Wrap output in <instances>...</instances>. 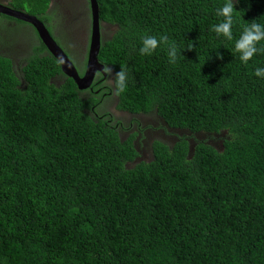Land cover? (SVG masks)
I'll return each instance as SVG.
<instances>
[{
	"label": "trees",
	"instance_id": "1",
	"mask_svg": "<svg viewBox=\"0 0 264 264\" xmlns=\"http://www.w3.org/2000/svg\"><path fill=\"white\" fill-rule=\"evenodd\" d=\"M50 1L11 4L51 33ZM225 2L98 0L116 26L98 55L113 75L89 88L41 37L23 68L0 49V264H264V51L245 64L234 50L264 25V0H233L232 40L212 30ZM146 35L174 42L175 63L164 44L141 55ZM112 94L172 140L145 147L107 119Z\"/></svg>",
	"mask_w": 264,
	"mask_h": 264
},
{
	"label": "flooded vegetation",
	"instance_id": "2",
	"mask_svg": "<svg viewBox=\"0 0 264 264\" xmlns=\"http://www.w3.org/2000/svg\"><path fill=\"white\" fill-rule=\"evenodd\" d=\"M0 3L15 10H22L30 13L24 8L20 9L14 4H11V0H0ZM46 12L52 16V21L47 22L48 25L54 28V30L51 31V35L57 41L58 45L68 53L71 60L72 57H75L72 62L75 63L78 70L83 71L84 69L85 72L92 44L94 25L91 0H51ZM1 14L8 17H3V19L0 18V20L3 21H0V49H4L6 52L11 51L12 55L9 56L15 60V64L17 63L20 68H23L27 65L28 58L34 53L35 47L42 42V38L40 39L41 36L38 29L31 22L5 13ZM98 21L100 25L101 43H104L111 38L116 26L100 19V15ZM48 50L49 48L47 47L45 52L47 53ZM102 73L103 71L99 70L95 73L94 79L99 77ZM104 75L106 74L104 73ZM91 84L88 88L91 87ZM116 98L117 96L112 94V98L102 99L104 103L103 108L108 111V119L110 121L116 123L120 118L121 121L129 122L132 126L129 125L126 132L128 134L137 133L139 138H143L145 147L149 141L159 135H163V138L172 140V136H165L164 130L157 128L158 120L153 110L146 113L128 114L125 110L118 108ZM158 119L160 120L159 116ZM200 137L204 138L206 135L200 134ZM144 152L148 153L150 149H143V153Z\"/></svg>",
	"mask_w": 264,
	"mask_h": 264
},
{
	"label": "clouds",
	"instance_id": "3",
	"mask_svg": "<svg viewBox=\"0 0 264 264\" xmlns=\"http://www.w3.org/2000/svg\"><path fill=\"white\" fill-rule=\"evenodd\" d=\"M234 7L233 0H226L225 4L221 8L217 9V15L224 17L223 21L219 24L213 25L212 27V30L217 35H223L228 40L233 39L232 13ZM262 40H264V25L253 21L243 27L240 38L235 42L234 49L235 52L240 54L239 58L243 63L247 64V62L253 57L255 53H257V51H264V49H258L256 47V45ZM142 44L143 46L140 49L141 55H150L160 44L169 46L168 55L170 62L175 63L177 48L175 43L170 42L167 36H161L158 40L155 36L146 35L142 39ZM102 71L110 77L113 75V70L110 66L105 65ZM254 74L256 76H264V68H257ZM126 87V73L123 69H121L115 73V95H120L126 90ZM105 112L108 113L106 109Z\"/></svg>",
	"mask_w": 264,
	"mask_h": 264
},
{
	"label": "water",
	"instance_id": "4",
	"mask_svg": "<svg viewBox=\"0 0 264 264\" xmlns=\"http://www.w3.org/2000/svg\"><path fill=\"white\" fill-rule=\"evenodd\" d=\"M93 14H94V25H93V36L92 44L88 55V63L86 70L83 75L80 74L75 63L72 62L67 52H65L51 35L49 29L43 21H41L37 16L24 12L22 10H15L11 7L3 5L0 3V12L7 15L15 16L17 18L23 19L25 21L31 22L36 26L38 32L44 41V43L49 48L50 52L61 62L62 70L68 76L74 78L80 88L88 87L94 77L95 73L99 70L102 71L104 68L103 63L100 62L98 55L101 48V38H100V25H99V3L98 0H91Z\"/></svg>",
	"mask_w": 264,
	"mask_h": 264
},
{
	"label": "rangeland",
	"instance_id": "5",
	"mask_svg": "<svg viewBox=\"0 0 264 264\" xmlns=\"http://www.w3.org/2000/svg\"><path fill=\"white\" fill-rule=\"evenodd\" d=\"M148 126V125H147Z\"/></svg>",
	"mask_w": 264,
	"mask_h": 264
}]
</instances>
